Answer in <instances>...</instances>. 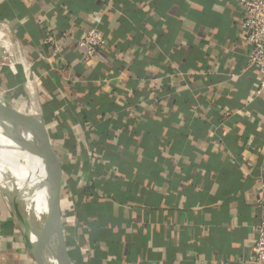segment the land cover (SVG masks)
<instances>
[{
    "label": "crops",
    "instance_id": "1",
    "mask_svg": "<svg viewBox=\"0 0 264 264\" xmlns=\"http://www.w3.org/2000/svg\"><path fill=\"white\" fill-rule=\"evenodd\" d=\"M88 13L106 44L84 61ZM243 16L240 0H0L29 67L15 93L61 167L72 264H254L264 101ZM3 198L0 264H36Z\"/></svg>",
    "mask_w": 264,
    "mask_h": 264
},
{
    "label": "water",
    "instance_id": "2",
    "mask_svg": "<svg viewBox=\"0 0 264 264\" xmlns=\"http://www.w3.org/2000/svg\"><path fill=\"white\" fill-rule=\"evenodd\" d=\"M5 52L0 48V58ZM0 109V136L12 145L31 153L37 157L44 173V210L40 219L22 220L19 229L22 232L24 244L36 264H72L66 248L60 208V179L61 167L47 135L45 122L41 115H24L9 108L5 100ZM1 189V188H0ZM13 216L16 219L17 207L11 203L9 195L4 194ZM18 225V224H17ZM40 227L44 228L47 245L40 247Z\"/></svg>",
    "mask_w": 264,
    "mask_h": 264
},
{
    "label": "bare ground",
    "instance_id": "3",
    "mask_svg": "<svg viewBox=\"0 0 264 264\" xmlns=\"http://www.w3.org/2000/svg\"><path fill=\"white\" fill-rule=\"evenodd\" d=\"M0 48L5 52V56L2 58L7 59L13 68L16 79L15 88H18L25 79L27 65L17 47L1 30ZM16 111L19 112L17 109ZM0 185L5 196L9 195L11 203L16 205L17 212H19V223L23 222L22 220H28L30 223L32 217L35 220L40 219L45 199L44 173L41 162L31 153L12 145L1 136ZM39 237L40 247L47 245L48 240L42 227Z\"/></svg>",
    "mask_w": 264,
    "mask_h": 264
},
{
    "label": "built area",
    "instance_id": "4",
    "mask_svg": "<svg viewBox=\"0 0 264 264\" xmlns=\"http://www.w3.org/2000/svg\"><path fill=\"white\" fill-rule=\"evenodd\" d=\"M244 16L240 21V28L245 33V40L249 47L248 62L254 66L259 75L256 97L264 101V0H240ZM91 23L87 33L73 43L83 49L82 59H92L97 51L106 44V39L100 29L102 16L98 13L87 14ZM1 24V23H0ZM73 40V39H72ZM69 39V42L72 41ZM58 116V113H54ZM264 184V177L262 178ZM71 203L76 207L78 199L71 197ZM256 240L253 246L254 264H264V201L260 205L259 223L255 228Z\"/></svg>",
    "mask_w": 264,
    "mask_h": 264
},
{
    "label": "rangeland",
    "instance_id": "5",
    "mask_svg": "<svg viewBox=\"0 0 264 264\" xmlns=\"http://www.w3.org/2000/svg\"><path fill=\"white\" fill-rule=\"evenodd\" d=\"M23 58L25 60V56H23ZM25 62H26L27 68H26L25 79L23 81L26 82L29 78V67H28L26 60H25ZM15 86H16V79L14 76L13 68L11 67L10 62L7 59L4 60V58L1 57L0 58V94H1L0 97H1V99L5 100V102L9 108H12L14 110L17 109L19 111V113L24 114V115H33L32 113L27 111L25 106L21 105V103L24 102V99L23 100L19 99V93H15L17 90V88H15ZM0 106L3 107L4 105L1 104ZM3 199L7 205L6 199L5 198H3ZM10 213L13 216V213L11 210H10ZM13 218H14V216H13ZM14 221L16 223L15 218H14ZM18 229H19V227H18Z\"/></svg>",
    "mask_w": 264,
    "mask_h": 264
},
{
    "label": "trees",
    "instance_id": "6",
    "mask_svg": "<svg viewBox=\"0 0 264 264\" xmlns=\"http://www.w3.org/2000/svg\"><path fill=\"white\" fill-rule=\"evenodd\" d=\"M89 14V13H88Z\"/></svg>",
    "mask_w": 264,
    "mask_h": 264
}]
</instances>
